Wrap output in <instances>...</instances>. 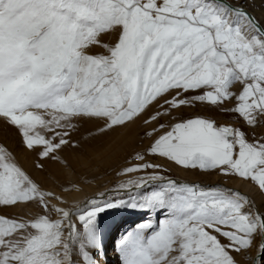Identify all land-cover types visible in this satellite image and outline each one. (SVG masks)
I'll return each instance as SVG.
<instances>
[{"label": "snow or ice", "instance_id": "snow-or-ice-1", "mask_svg": "<svg viewBox=\"0 0 264 264\" xmlns=\"http://www.w3.org/2000/svg\"><path fill=\"white\" fill-rule=\"evenodd\" d=\"M264 0H0V132L33 167H69L81 120L95 135L144 119L136 179L70 210L0 145V264H264ZM199 107V111L196 109ZM185 110H188L187 112ZM170 164L200 177H165ZM216 175L250 192L208 183ZM53 187L75 190L71 183ZM124 210V211H121ZM121 229H123L121 231ZM119 233L118 236L115 234Z\"/></svg>", "mask_w": 264, "mask_h": 264}, {"label": "rangeland", "instance_id": "rangeland-1", "mask_svg": "<svg viewBox=\"0 0 264 264\" xmlns=\"http://www.w3.org/2000/svg\"><path fill=\"white\" fill-rule=\"evenodd\" d=\"M264 14V9L256 8V15L259 17ZM199 111V107L196 109ZM186 112L188 110H185ZM141 117L135 123L128 125L126 128H118L114 132H109L104 135H95L97 126L102 124V121L96 120H81L77 122L78 131L75 133L73 139L80 141L81 147L78 149L66 148L63 152V156L67 158L69 167L62 165L48 164L49 171L41 173L33 167L35 162V153H28L22 147L20 143V137L16 133L15 129L7 132H0V145L6 146V148L14 153L18 164L42 187L56 191L57 194H69L71 192L61 193L58 188L53 187V173L58 177L59 183L69 184L71 183L76 188H79V184L85 189L82 191L85 194L93 193L97 190L106 191L108 197L120 196L127 199L132 193L125 191H116L119 184L129 179H136L140 173H133L130 176L117 175L124 167L129 164L139 163L134 158L135 152L144 149L151 141L149 138L144 137L143 133L152 127V125H144ZM92 139V140H91ZM87 142V143H83ZM92 142V143H91ZM148 159L153 160L152 157ZM154 163L164 165L168 171L162 173L165 177H171L173 179H184L188 181H195L200 177L194 175L191 172H186L173 164H170L166 160L155 159ZM99 163V164H98ZM91 169V170H90ZM75 182V183H74ZM208 183H221L225 184V187H230L235 184H244L242 181L235 179H226L213 175L207 178ZM223 182V183H222ZM87 191V192H86ZM239 191V190H238ZM65 201V205L70 209L73 207V201ZM69 202V203H68ZM124 211V210H121ZM38 209L32 206L24 207L17 206L12 207H0V214L13 217V218H31L36 215ZM132 214L124 212L123 217L116 215L115 217H106V236L107 241H111L107 251L113 249L114 236L112 231V224L114 219H124L127 221V217ZM139 217H135L132 221H127L129 226L137 222ZM117 220V221H119ZM110 224V226H109ZM116 236L119 233L115 234ZM117 258V256H116ZM111 264H117V260H113Z\"/></svg>", "mask_w": 264, "mask_h": 264}, {"label": "bare ground", "instance_id": "bare-ground-1", "mask_svg": "<svg viewBox=\"0 0 264 264\" xmlns=\"http://www.w3.org/2000/svg\"><path fill=\"white\" fill-rule=\"evenodd\" d=\"M92 140V139H91ZM83 143H87V142H83ZM92 143V142H91ZM83 145V144H81ZM99 164V163H98ZM91 170V169H90ZM176 180H180V181H183L184 179H178V178H175ZM75 183V182H74ZM223 183V182H222ZM221 184V183H220ZM225 186V184H224ZM85 187V186H84ZM84 187L81 186V184H79V188L78 189H75L73 192L69 193V194H58V195H61L65 201H68V199H70L71 201H73L74 205L72 208H70V210H75L76 208L80 207V206H83L84 202L89 200L90 198L92 197H95V196H99L101 193H106V191H100V190H97L93 193H90V194H85L82 189H85ZM76 188V187H75ZM228 188H233V189H236V190H239L241 193H248V194H251L250 192V186L249 185H246V184H235L233 186H230ZM87 192V191H86ZM69 200V201H70ZM69 203V202H68ZM62 207H65L67 209H69L65 204L61 205ZM135 217H137L136 215H130L127 217V221H132ZM119 219H114V221H117ZM128 222H126L124 224V227H129ZM110 226V224H109ZM112 226V225H111ZM107 228H110V227H107ZM111 230V228L109 229ZM123 229H121L122 231ZM113 260H117L116 258V254L114 252V249H110V251H107L106 253V261H105V264H111V262Z\"/></svg>", "mask_w": 264, "mask_h": 264}]
</instances>
